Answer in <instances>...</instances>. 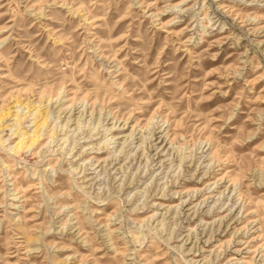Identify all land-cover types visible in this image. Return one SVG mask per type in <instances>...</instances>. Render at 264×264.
Listing matches in <instances>:
<instances>
[{
  "label": "rangeland",
  "instance_id": "rangeland-1",
  "mask_svg": "<svg viewBox=\"0 0 264 264\" xmlns=\"http://www.w3.org/2000/svg\"><path fill=\"white\" fill-rule=\"evenodd\" d=\"M0 264H264V0H0Z\"/></svg>",
  "mask_w": 264,
  "mask_h": 264
},
{
  "label": "bare ground",
  "instance_id": "bare-ground-1",
  "mask_svg": "<svg viewBox=\"0 0 264 264\" xmlns=\"http://www.w3.org/2000/svg\"><path fill=\"white\" fill-rule=\"evenodd\" d=\"M18 147V146H17Z\"/></svg>",
  "mask_w": 264,
  "mask_h": 264
}]
</instances>
